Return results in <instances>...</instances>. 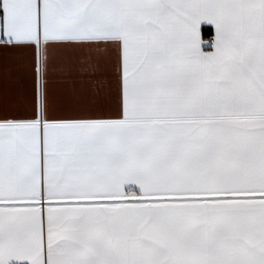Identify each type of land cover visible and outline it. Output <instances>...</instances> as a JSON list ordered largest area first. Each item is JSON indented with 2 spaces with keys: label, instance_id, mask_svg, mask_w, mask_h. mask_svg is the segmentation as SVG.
Segmentation results:
<instances>
[{
  "label": "snow or ice",
  "instance_id": "1",
  "mask_svg": "<svg viewBox=\"0 0 264 264\" xmlns=\"http://www.w3.org/2000/svg\"><path fill=\"white\" fill-rule=\"evenodd\" d=\"M13 260L264 264V0H0Z\"/></svg>",
  "mask_w": 264,
  "mask_h": 264
},
{
  "label": "crops",
  "instance_id": "2",
  "mask_svg": "<svg viewBox=\"0 0 264 264\" xmlns=\"http://www.w3.org/2000/svg\"><path fill=\"white\" fill-rule=\"evenodd\" d=\"M206 29H210V32L212 31V25L211 24H208L206 26ZM10 264H27V261H11Z\"/></svg>",
  "mask_w": 264,
  "mask_h": 264
},
{
  "label": "trees",
  "instance_id": "3",
  "mask_svg": "<svg viewBox=\"0 0 264 264\" xmlns=\"http://www.w3.org/2000/svg\"><path fill=\"white\" fill-rule=\"evenodd\" d=\"M210 33H211V32H210V29H206L205 34L208 35V34H210Z\"/></svg>",
  "mask_w": 264,
  "mask_h": 264
}]
</instances>
